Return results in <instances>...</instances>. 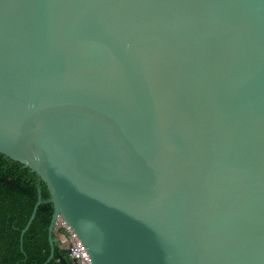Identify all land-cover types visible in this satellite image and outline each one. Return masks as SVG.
Returning a JSON list of instances; mask_svg holds the SVG:
<instances>
[{
    "label": "water",
    "instance_id": "95a60500",
    "mask_svg": "<svg viewBox=\"0 0 264 264\" xmlns=\"http://www.w3.org/2000/svg\"><path fill=\"white\" fill-rule=\"evenodd\" d=\"M0 154L44 264H264V0H0Z\"/></svg>",
    "mask_w": 264,
    "mask_h": 264
},
{
    "label": "trees",
    "instance_id": "16d2710c",
    "mask_svg": "<svg viewBox=\"0 0 264 264\" xmlns=\"http://www.w3.org/2000/svg\"><path fill=\"white\" fill-rule=\"evenodd\" d=\"M38 192L45 201L37 211L33 222L22 237ZM49 192L45 184L29 169L0 154V264H44L51 248L48 243V227L54 207L46 202ZM68 234L59 228L53 234L54 256L47 264H78L62 247Z\"/></svg>",
    "mask_w": 264,
    "mask_h": 264
},
{
    "label": "built area",
    "instance_id": "2783aa9c",
    "mask_svg": "<svg viewBox=\"0 0 264 264\" xmlns=\"http://www.w3.org/2000/svg\"><path fill=\"white\" fill-rule=\"evenodd\" d=\"M65 230L69 234V240H70V247H69V253L70 257L75 260L78 264H90L87 252L85 248L81 245L79 240L76 238L74 234H72L70 231H68L65 227Z\"/></svg>",
    "mask_w": 264,
    "mask_h": 264
},
{
    "label": "rangeland",
    "instance_id": "374dc122",
    "mask_svg": "<svg viewBox=\"0 0 264 264\" xmlns=\"http://www.w3.org/2000/svg\"><path fill=\"white\" fill-rule=\"evenodd\" d=\"M64 227H65L64 224H62L61 220H59L55 231L58 230L59 228H64Z\"/></svg>",
    "mask_w": 264,
    "mask_h": 264
}]
</instances>
